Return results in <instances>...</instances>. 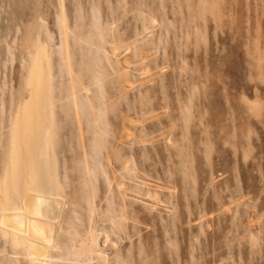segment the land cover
I'll return each mask as SVG.
<instances>
[{
	"label": "rangeland",
	"instance_id": "obj_1",
	"mask_svg": "<svg viewBox=\"0 0 264 264\" xmlns=\"http://www.w3.org/2000/svg\"><path fill=\"white\" fill-rule=\"evenodd\" d=\"M40 67L45 264H264V0H0V198ZM0 264L34 263L0 230Z\"/></svg>",
	"mask_w": 264,
	"mask_h": 264
},
{
	"label": "bare ground",
	"instance_id": "obj_2",
	"mask_svg": "<svg viewBox=\"0 0 264 264\" xmlns=\"http://www.w3.org/2000/svg\"><path fill=\"white\" fill-rule=\"evenodd\" d=\"M29 84L30 104L23 111L11 169L0 198V230L34 264H45L54 246L62 189L52 146L53 109L47 69L38 68ZM91 238L99 251L113 244L106 229L100 233L93 230Z\"/></svg>",
	"mask_w": 264,
	"mask_h": 264
}]
</instances>
